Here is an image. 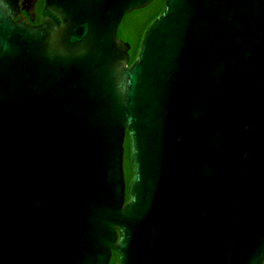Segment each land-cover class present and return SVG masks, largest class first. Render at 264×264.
<instances>
[{
    "label": "water",
    "instance_id": "water-1",
    "mask_svg": "<svg viewBox=\"0 0 264 264\" xmlns=\"http://www.w3.org/2000/svg\"><path fill=\"white\" fill-rule=\"evenodd\" d=\"M153 1L0 0V264H263L264 0H164L129 64Z\"/></svg>",
    "mask_w": 264,
    "mask_h": 264
},
{
    "label": "trees",
    "instance_id": "trees-1",
    "mask_svg": "<svg viewBox=\"0 0 264 264\" xmlns=\"http://www.w3.org/2000/svg\"><path fill=\"white\" fill-rule=\"evenodd\" d=\"M164 5V0H154L146 8L133 11L125 15L118 27L117 38L127 42L130 45L129 50V64L133 62L136 57L137 49L141 41V37L147 26L160 14ZM131 165L129 141L126 136L124 142V173L126 184L131 179ZM128 198H126V201ZM116 255L113 254L110 264H115Z\"/></svg>",
    "mask_w": 264,
    "mask_h": 264
},
{
    "label": "flooded vegetation",
    "instance_id": "flooded-vegetation-1",
    "mask_svg": "<svg viewBox=\"0 0 264 264\" xmlns=\"http://www.w3.org/2000/svg\"><path fill=\"white\" fill-rule=\"evenodd\" d=\"M15 2L16 15L13 18L15 22L23 21L27 25L37 26L44 18H52L58 23L52 15L45 11V0H15Z\"/></svg>",
    "mask_w": 264,
    "mask_h": 264
}]
</instances>
